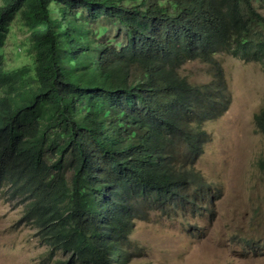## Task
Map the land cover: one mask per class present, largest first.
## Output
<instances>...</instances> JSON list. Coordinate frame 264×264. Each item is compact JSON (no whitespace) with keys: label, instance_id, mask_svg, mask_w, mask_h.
Returning <instances> with one entry per match:
<instances>
[{"label":"trees","instance_id":"1","mask_svg":"<svg viewBox=\"0 0 264 264\" xmlns=\"http://www.w3.org/2000/svg\"><path fill=\"white\" fill-rule=\"evenodd\" d=\"M253 1L264 9V0H0V199L22 205L50 254L69 252L57 264H127L133 220L198 211L210 188L196 167L203 124L222 103L176 68L225 50L264 72ZM14 22L19 65L5 52ZM256 120L264 139V96Z\"/></svg>","mask_w":264,"mask_h":264},{"label":"rangeland","instance_id":"2","mask_svg":"<svg viewBox=\"0 0 264 264\" xmlns=\"http://www.w3.org/2000/svg\"><path fill=\"white\" fill-rule=\"evenodd\" d=\"M258 4L253 1L264 21V9ZM254 19L253 31L261 30L257 35L264 37V24ZM12 32L16 38H9L5 52L10 65H19L25 59L15 56L13 51L21 52L13 49L12 41L24 35L16 22ZM212 58V64L186 59L176 68L194 85H213L212 95L222 103L204 121V152L196 163L212 188L191 215L168 217L165 207L133 220L122 245L127 264H264V142L256 120L264 96L263 63L225 50ZM198 99L203 100L202 95ZM184 143L179 139V146ZM22 213L20 203L0 199V264L65 260L69 252L56 249L50 254L32 225L21 220Z\"/></svg>","mask_w":264,"mask_h":264},{"label":"clouds","instance_id":"3","mask_svg":"<svg viewBox=\"0 0 264 264\" xmlns=\"http://www.w3.org/2000/svg\"><path fill=\"white\" fill-rule=\"evenodd\" d=\"M262 103H263V98H262ZM261 106H262V105H261ZM260 108H261V107H260ZM258 111H259V110H258ZM258 111H257V112H258ZM258 131H259V130H258ZM259 132H260V131H259ZM260 134H261V133H260ZM261 136H262V134H261ZM262 138H263V136H262ZM263 142H264V139H263ZM203 152H204V149H203ZM263 157H264V155H263ZM199 158H200V157H199ZM198 160H199V159H198ZM198 160H197V161H198ZM196 163H197V162H196ZM196 167H197V166H196ZM197 168H198V167H197ZM202 176H203V175H202ZM203 178H204V177H203ZM205 182H206V181H205ZM206 183H207V182H206ZM207 184H209V186H210V188H209V191H210V189L212 188V186H211L210 183H207ZM209 191H208V192H209ZM205 196H206V195H205ZM196 212H197V211H196ZM192 213H195V212L193 211ZM192 213H191V214H192ZM191 214H187V215H191ZM166 215H167V214H166ZM187 215H186V216H187ZM167 216H168V217H173V214H172V215H167Z\"/></svg>","mask_w":264,"mask_h":264}]
</instances>
